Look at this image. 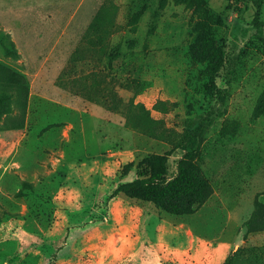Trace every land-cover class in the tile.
Here are the masks:
<instances>
[{
	"label": "rangeland",
	"instance_id": "rangeland-1",
	"mask_svg": "<svg viewBox=\"0 0 264 264\" xmlns=\"http://www.w3.org/2000/svg\"><path fill=\"white\" fill-rule=\"evenodd\" d=\"M244 3L0 0L8 264H58L68 239L70 264H264L246 226L255 211L264 225V43ZM164 154L168 179L192 161L212 194L188 214L138 198L162 213V242L151 230L141 247L111 197Z\"/></svg>",
	"mask_w": 264,
	"mask_h": 264
},
{
	"label": "trees",
	"instance_id": "trees-1",
	"mask_svg": "<svg viewBox=\"0 0 264 264\" xmlns=\"http://www.w3.org/2000/svg\"><path fill=\"white\" fill-rule=\"evenodd\" d=\"M264 0H245L244 6L237 5L238 12L253 8L252 25L255 36L264 43V20L262 9ZM233 7V3H229ZM161 161L162 166L157 167L153 157L147 161L151 173L146 177L121 182L116 187V193L124 192L130 197H136L155 202L169 213L188 214L195 212L212 194L211 184L201 168L192 161L179 162V174L167 178L166 163L168 155L154 156ZM186 166V167H185ZM257 211L246 221L248 232L262 230L264 225L259 221ZM256 222V223H255ZM234 253L229 254L223 264H232Z\"/></svg>",
	"mask_w": 264,
	"mask_h": 264
},
{
	"label": "crops",
	"instance_id": "crops-1",
	"mask_svg": "<svg viewBox=\"0 0 264 264\" xmlns=\"http://www.w3.org/2000/svg\"><path fill=\"white\" fill-rule=\"evenodd\" d=\"M2 181H1V185H0V214H4L6 211V208L3 207L2 205V200L7 198L8 196V190L5 189L4 187V177L2 175ZM126 179H124V181H129L132 180V178L129 177V175L125 176ZM99 190H94L91 192V196L89 198L92 197H97L98 196H103V192L99 193ZM89 196V194H88ZM111 202L113 205H116V207H119L120 212L122 210V219L123 221L126 219H129V222L127 223V229L133 228V230H138L137 235L134 238H137V240L135 239V242H139L140 241V245H142L141 247H143L144 245H146V242H144L145 240H147V238H149L151 230L153 231V233L155 235H157V242H162L161 239V235L157 234L159 228H156V230L153 228H151V225H153L154 221H156L155 226L159 225V220L162 216V213H160V208L156 207V206H152L150 205L151 202L148 201H144V200H140L136 197H130L128 195H124V192H118L115 193L112 197H111ZM114 207V206H113ZM164 214V213H163ZM114 215V214H113ZM128 215V217H127ZM134 217L136 218V221L134 220ZM3 221H0V225H2ZM134 226V227H133ZM148 234H145V233ZM127 233V232H126ZM123 233L120 235L118 242L124 243L126 242L125 239H127V234ZM131 235L128 236L127 240H130ZM258 237L257 243L258 244H262L264 243V230L258 231V234L256 235ZM251 239V238H250ZM75 240L72 239H68L66 241V244L64 246V248L60 249L58 252V264H70L72 263L73 259H71L72 256V249H70V247L75 243ZM132 242V240H131ZM84 243V241L81 239L79 240L80 246H82ZM135 243V244H136ZM1 264H8L9 263V257L8 255H4L2 254L1 251ZM129 256L127 258H125V260H120L119 264H134L137 262V260H139V264H145V260L143 258V256L138 257V255H136V253H129ZM81 264V263H80Z\"/></svg>",
	"mask_w": 264,
	"mask_h": 264
}]
</instances>
